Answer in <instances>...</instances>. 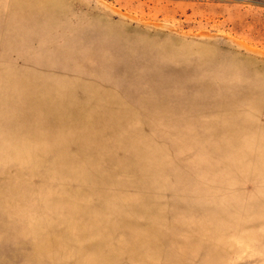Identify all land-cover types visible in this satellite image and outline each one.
Wrapping results in <instances>:
<instances>
[{"label":"rangeland","instance_id":"1","mask_svg":"<svg viewBox=\"0 0 264 264\" xmlns=\"http://www.w3.org/2000/svg\"><path fill=\"white\" fill-rule=\"evenodd\" d=\"M0 264H264V0H0Z\"/></svg>","mask_w":264,"mask_h":264}]
</instances>
